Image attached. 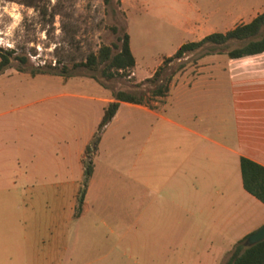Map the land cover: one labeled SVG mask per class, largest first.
Wrapping results in <instances>:
<instances>
[{"label":"rangeland","instance_id":"obj_1","mask_svg":"<svg viewBox=\"0 0 264 264\" xmlns=\"http://www.w3.org/2000/svg\"><path fill=\"white\" fill-rule=\"evenodd\" d=\"M263 9L264 0H0V46L13 49L14 57L24 58L13 59L0 74V148L30 163L36 177L37 173L46 174L47 181L56 182L78 173L76 151L97 129L102 114V103L94 99L100 94L98 85L111 96L117 90H127L155 112L122 108L126 121L119 134L124 162L119 179L126 181L127 191L132 179L141 178L143 190L135 206L125 192L101 206L109 245L119 248L108 250L109 264H224L229 258L235 244L217 258L219 251L200 241L202 213L224 216L228 203L215 195L207 202L198 190L203 179L209 180L219 170L241 181L239 164L223 153L218 169L211 166L209 154L195 150L208 142L188 130L205 135L213 131V117L205 113L199 119L198 109L210 103L208 98L197 95L183 101L180 90L169 101V93L153 96L152 90L171 74L174 80L194 77L200 66L224 67L231 61L225 53L216 59L205 56L210 49L207 46L169 62L157 81L149 78L182 43L232 29ZM124 32L130 35L136 57L130 76L107 79L100 71L76 66L100 45L120 44ZM239 45L235 41L220 48L226 52ZM19 67L27 71H19ZM35 67L66 69V73L33 76L29 70ZM220 102L228 104L225 95ZM187 107L194 114H183ZM132 115L135 118H130ZM217 119L221 128L230 127L228 116ZM188 158L189 167L185 164ZM49 163L61 165L57 175L49 168L39 171ZM38 198L34 196L33 202L49 206L50 211L54 200L48 199L47 191ZM177 202L183 205L182 210ZM228 234L234 238L233 233ZM226 242L229 246L230 241Z\"/></svg>","mask_w":264,"mask_h":264},{"label":"crops","instance_id":"obj_2","mask_svg":"<svg viewBox=\"0 0 264 264\" xmlns=\"http://www.w3.org/2000/svg\"><path fill=\"white\" fill-rule=\"evenodd\" d=\"M259 13L240 24L251 21ZM186 26H189V22L184 25ZM203 54L216 59L223 53L206 51ZM229 59L231 64L228 66L203 65L199 67V74L194 77L173 78L169 101L180 90L183 101L192 100L197 95L210 101L199 108L198 112L200 120L205 113L214 118V123L210 125L213 131L208 135L194 129H189L188 132L208 142L195 150L201 149L202 154H209L211 166L220 168L223 153L228 159H233L235 164H239V167L242 156L264 166V51ZM97 88L100 94L94 99L102 103L103 114L104 108L115 99L113 95L104 93L100 85ZM223 95L228 100L226 105L220 102ZM124 107L131 111L141 109L147 113H155L147 104L120 101L117 112L101 133L83 211L78 217L74 216V212L84 177L82 157L85 146L96 130L91 132L83 148L76 151L78 173L64 179L59 178L56 182L47 181L46 174L37 173L36 177L30 163L9 156L5 148H0V264H109L108 250L115 251L119 248L116 244L112 247L109 245L110 233L106 229L108 226L104 227L106 223L102 216V205L111 197H119L125 192L135 206L136 198L140 200L143 190L141 178L132 179L127 191L126 181L119 179L120 168L124 165L119 141L121 126L126 121L122 116ZM183 114L191 116L194 110L187 107ZM223 115L228 116L230 127L221 128L217 125V118ZM110 126L113 127L109 129ZM171 134L169 132V136ZM185 164L190 166L189 158ZM60 166L49 163L44 165L43 170L39 168V171L44 173L49 168L48 170L54 171L53 175H57L56 171L61 169ZM185 170L189 171L187 168ZM201 185L202 189L198 190L201 199L210 202L215 195L228 203L224 216L202 213L200 218L204 231L200 241L208 249H217L219 258L224 250L231 249V245L264 224V203L244 188L242 175L241 181H238L236 178L232 179L229 173L222 174L219 170L209 180L203 179ZM222 185L224 188H221ZM46 191L48 199L54 200L50 211H47L49 206L39 204L40 194L46 196ZM36 195L39 197L38 205L33 202ZM177 203L176 206L182 210L183 205ZM138 215H142L140 210ZM223 217L225 218L222 220ZM182 218L179 213V219ZM182 229L184 231L185 226ZM111 233L116 232L111 229ZM228 233H233L234 238H229ZM226 239L230 241L229 246L226 245ZM215 244L217 245L214 246ZM95 251L98 256H94ZM119 255L117 253V257ZM122 261L119 258V262Z\"/></svg>","mask_w":264,"mask_h":264},{"label":"trees","instance_id":"obj_3","mask_svg":"<svg viewBox=\"0 0 264 264\" xmlns=\"http://www.w3.org/2000/svg\"><path fill=\"white\" fill-rule=\"evenodd\" d=\"M110 0H105L108 3ZM120 44H102L97 51L90 52L84 61L76 66H84L90 71H100L101 75L107 79L115 77L130 76L131 70L136 65V57L130 46V35L124 32L119 37ZM239 42L240 45L222 52L220 47H227L231 42ZM209 46L207 52H220L227 54L230 58H239L255 55L264 51V11L255 16L251 21L239 24L225 32H212L203 38L195 41L182 43L177 50L169 57L163 60L154 74L149 78L151 81H157L165 66L173 60L184 58L190 53H194L202 48ZM113 48L118 49L116 52ZM13 49H5L0 46V74L4 73L13 59L23 57L13 56ZM65 68V67H63ZM19 71L26 72L27 69L19 67ZM31 75L53 74L64 75L66 69L56 70L54 67L44 68L35 67L29 70ZM97 78L94 73L90 75ZM173 74L160 81L159 85L152 90L153 96L165 97L169 93ZM114 101L108 103L104 108L102 117L98 123L97 129L91 141L84 148L82 164L84 167V177L79 188L75 206L74 216L78 217L83 211V203L87 191L89 180L93 172L94 156L100 141L101 133L105 126L111 121L119 108L120 101L146 104L141 98L127 90H117L113 92ZM240 170L244 188L264 203V166L242 156L240 158ZM248 235L239 239L224 264H264V240L254 245L246 246L245 240Z\"/></svg>","mask_w":264,"mask_h":264},{"label":"water","instance_id":"obj_4","mask_svg":"<svg viewBox=\"0 0 264 264\" xmlns=\"http://www.w3.org/2000/svg\"><path fill=\"white\" fill-rule=\"evenodd\" d=\"M263 240H264V224L255 231H253L252 233H250L247 236L244 244L246 246H251Z\"/></svg>","mask_w":264,"mask_h":264}]
</instances>
